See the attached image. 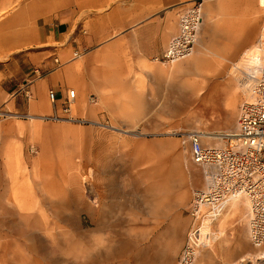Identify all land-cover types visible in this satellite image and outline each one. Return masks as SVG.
<instances>
[{"label":"rangeland","instance_id":"rangeland-1","mask_svg":"<svg viewBox=\"0 0 264 264\" xmlns=\"http://www.w3.org/2000/svg\"><path fill=\"white\" fill-rule=\"evenodd\" d=\"M241 62L214 105H202L209 92L204 84L196 93L198 77L162 65V82L139 83L138 97L110 99L93 115L0 109V125L17 122L0 137V264H178L188 246L193 264H264L244 199L212 223L193 224L188 213L204 179L181 135L200 130L207 143H225L213 134L236 127ZM178 91L192 102L163 114Z\"/></svg>","mask_w":264,"mask_h":264},{"label":"crops","instance_id":"crops-1","mask_svg":"<svg viewBox=\"0 0 264 264\" xmlns=\"http://www.w3.org/2000/svg\"><path fill=\"white\" fill-rule=\"evenodd\" d=\"M196 1L0 0V109L73 117L106 109L110 99L138 97L139 83L162 82L163 73L169 71L154 58L162 56L177 33L181 10ZM202 1L199 45L192 56L170 69L179 67L198 77L196 93L209 92L202 105H214L228 97L229 70L245 55L249 63L260 52L264 3ZM23 86L30 97L18 93ZM237 88L241 100L236 120L245 98ZM69 90H74L70 99ZM186 95L178 91L176 102L162 113L172 116L185 110L192 102ZM92 96L97 106L88 104ZM179 98L183 101L178 105ZM234 101L232 97V106ZM16 123H2L0 137Z\"/></svg>","mask_w":264,"mask_h":264},{"label":"built area","instance_id":"built-area-1","mask_svg":"<svg viewBox=\"0 0 264 264\" xmlns=\"http://www.w3.org/2000/svg\"><path fill=\"white\" fill-rule=\"evenodd\" d=\"M202 7L203 1L198 0L181 10L177 33L155 61L172 65L195 53L203 25ZM257 46L260 52L255 62L250 65L244 58L242 66L236 68L238 86L245 92V99L235 129L213 134L214 139L225 143H207L206 135L200 130L181 136L189 161L201 168L204 179V186L193 192L188 207L193 224L212 223L230 200L244 199L249 204V240L253 246L264 248V29ZM68 97H74V90H69ZM49 98L54 101L52 90ZM68 111L69 106L65 108V112ZM68 118L73 120L71 116ZM194 254L188 246L178 264H193Z\"/></svg>","mask_w":264,"mask_h":264},{"label":"bare ground","instance_id":"bare-ground-1","mask_svg":"<svg viewBox=\"0 0 264 264\" xmlns=\"http://www.w3.org/2000/svg\"><path fill=\"white\" fill-rule=\"evenodd\" d=\"M257 53V52H256ZM255 59H256V54L254 53L251 57H250V60H249V64L251 65V64H253L254 62H255ZM189 102V101H188ZM179 112V111H178ZM238 200H240L239 198H236V199H232V200H230L229 201V204H233L232 206L234 207V206H236V205H234V204H236V202L235 201H238ZM231 201H234V202H231ZM246 201V200H245ZM247 202V201H246ZM247 205H248V207H249V204H248V202H247ZM234 209V208H233ZM235 210V209H234ZM226 213V212H225ZM227 214H229V213H227ZM224 216V215H223ZM228 216V215H227ZM222 220H224V219H222ZM221 220V221H222ZM204 227H206V226H204ZM221 229H223V228H221ZM224 230V229H223ZM220 232V231H219ZM220 236V235H219ZM262 258H264V253H262ZM243 261V260H242Z\"/></svg>","mask_w":264,"mask_h":264}]
</instances>
